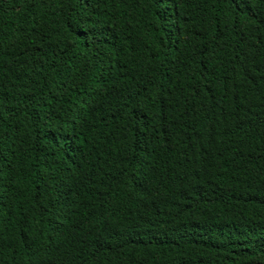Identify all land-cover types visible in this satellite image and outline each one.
<instances>
[{"label":"trees","instance_id":"obj_1","mask_svg":"<svg viewBox=\"0 0 264 264\" xmlns=\"http://www.w3.org/2000/svg\"><path fill=\"white\" fill-rule=\"evenodd\" d=\"M0 264H264V0H0Z\"/></svg>","mask_w":264,"mask_h":264}]
</instances>
